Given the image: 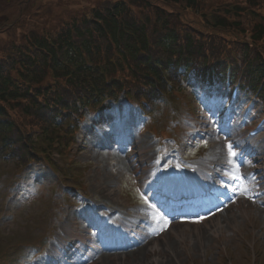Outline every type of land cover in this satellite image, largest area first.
<instances>
[{"label": "rangeland", "instance_id": "374dc122", "mask_svg": "<svg viewBox=\"0 0 264 264\" xmlns=\"http://www.w3.org/2000/svg\"><path fill=\"white\" fill-rule=\"evenodd\" d=\"M17 1L19 0H0V26L15 21L14 17L18 14V9L15 8ZM44 1L55 2L57 0ZM66 1H70L79 6L87 4L92 0ZM193 88L195 90L197 87L193 86ZM189 91L193 92V97L189 92L190 99L193 100V103L201 106L199 100H197L198 98L196 99L194 91ZM161 107L162 113L153 118L151 129L144 130L142 134H137L138 137L144 140L137 147V152L142 149L141 151L145 150L146 154L149 153L153 157L154 148H156L159 139L154 136L152 131L154 129L158 131L163 130L166 122L169 123L168 125L173 126L171 119L175 113L172 111V105L163 104ZM119 108L120 105L118 106ZM262 108L260 103L256 105L258 111ZM204 110L202 109L201 111ZM262 110L264 112V108ZM86 121L87 123L90 122L91 118L88 117ZM164 130L172 132L167 127ZM86 132L85 127L80 132L77 149L82 146H86V148L79 151L76 159L80 163H85L83 168L89 169L86 173V183L89 188L87 199L98 198L110 202L114 206H137L134 183L129 175V173H132V170L130 167L125 166L127 159H124L125 157L123 156L120 157V154L114 150L109 152L104 145L103 149L102 144L109 141L106 139L107 136L103 138L102 143L100 139L93 137V134L97 135L96 130H90L88 134ZM184 143L187 145V149L192 147V137L183 139L181 144L184 145ZM97 144H100L101 147H96ZM263 144L264 142H260L258 145L263 146ZM208 145L210 146L204 151L201 159H207L209 154H213L214 151L215 154L218 152V148L214 150V147L217 145L215 141H210L206 144V146ZM199 146L197 145L198 149ZM262 149L264 150V147ZM188 151L192 152L191 150ZM128 153L131 154V150H128ZM89 163H91L90 168L88 167ZM97 165L101 166L99 169L106 172L107 175H110L114 181L102 175L96 169ZM12 167L13 165L8 164L4 168H0V264H3V259L5 262H8L7 264L12 263L14 260L12 264H41L42 256H28L32 249L29 245L34 243L37 235L45 236L50 233H55L66 236L70 234L69 229L65 228L67 224L65 217H69L80 228L84 226L78 214V209L82 206L84 199H81L82 201L77 207H70L75 203L72 199L73 195L78 196V193L73 192L72 196L65 194L66 189L69 188L61 182L60 174L55 172L47 164L33 165L31 169L33 172L26 175L25 178L20 177L21 175L17 176ZM19 177V183L23 186L18 185L16 188L11 189ZM105 186L106 188L103 191L101 188ZM19 190H21L20 195L17 196ZM142 203L141 201L140 204ZM259 206L261 204L258 205L255 202L247 207L248 211H250V208L257 211L255 212L257 216L253 215L250 217L249 214V216L244 217L233 212L240 220L239 225L235 226L237 223L232 224V231H226L224 238L218 239L222 234V231H219L205 245H199L196 238H194L193 241L196 247H186L185 249L184 245L179 242V238L173 237L171 234H165L163 238L159 239L158 253L153 255L146 252V258L136 261L135 264H231L235 259L239 264H244L243 261L250 253L256 255L255 251H260L264 256V210ZM141 207L139 213L142 214ZM86 213L90 214V212ZM222 220L228 223L227 228L230 229V221H226L223 218ZM196 223H199L202 228H205L203 225L204 220L197 221ZM69 225L72 226L73 223H69ZM223 226L226 228V224H223ZM73 231L77 232L76 230ZM169 241L179 246L178 251L172 254L166 251V244ZM10 244H12L11 248H9ZM224 246H230V250L221 252V248ZM51 249L49 247L47 250L49 251ZM118 257L121 261L111 263L130 264L129 258L125 260V255H119ZM107 258L104 257L98 264H104V261H110ZM157 258L159 259L158 262H156Z\"/></svg>", "mask_w": 264, "mask_h": 264}, {"label": "trees", "instance_id": "16d2710c", "mask_svg": "<svg viewBox=\"0 0 264 264\" xmlns=\"http://www.w3.org/2000/svg\"><path fill=\"white\" fill-rule=\"evenodd\" d=\"M217 1L223 3L229 0ZM201 2L202 0H96L94 3L79 5L82 11L79 13L72 12L74 3L66 0H19L15 8L20 15L27 11L33 12L40 5L37 14L41 12V19L34 15L37 22L33 23L32 29L0 46V126L14 112L16 115L27 114L26 118L29 120L26 125L38 129L42 119L29 115L32 111L26 108L27 103H34V99L38 101L49 88L68 89L64 90L67 92L72 88L81 89L83 86L74 85L75 77L80 74L84 77L83 81L86 80L87 71L83 66L87 56H94L95 60L102 62L101 56L111 48L113 51L124 49L120 53L134 63L139 61L140 54H148L151 58V48L147 47L145 39L135 49L129 43L131 33L135 34L137 40H142L144 34L146 37L147 31L143 29L149 28L151 23L149 17L143 20V16H148L151 9H155L159 15L174 16L178 25L172 21L164 27V30L169 31L168 40H171L168 49L171 53L182 51L178 46L180 20L187 8H199ZM246 2L264 6V0ZM263 9L264 7L259 10ZM229 12V7H226V15L216 17L215 32L225 33L227 30L240 28L239 25L236 26L239 20L233 21V16H228ZM42 19L44 20L41 22ZM138 25L143 28L142 34ZM253 32L256 41L263 39L264 17L261 15L254 22ZM191 42L194 40L189 37L188 43ZM76 67L79 71L74 73ZM261 71V68H257L256 72ZM6 127L10 131L13 129L9 122Z\"/></svg>", "mask_w": 264, "mask_h": 264}, {"label": "bare ground", "instance_id": "6f19581e", "mask_svg": "<svg viewBox=\"0 0 264 264\" xmlns=\"http://www.w3.org/2000/svg\"><path fill=\"white\" fill-rule=\"evenodd\" d=\"M142 142H143V139L141 140V143ZM241 198H243V199L241 201H238V204L240 206V210H243V212L241 213V215L247 216L249 214V212L246 209H244V208H245V206L248 203H251V202H249L250 199H249V197L246 198L245 194H242L241 195ZM229 211L230 210H227L226 212H223L222 213V216H223V218L226 221H230L229 222L230 225H231L230 229H232V226H233L232 224L237 223V225H235V226H238L239 223H240V220L238 219V217L235 216L234 213H231ZM218 219H221V216L220 215H219V217H217L215 219L217 221H215L214 219H211V220L206 221V222L209 223L207 225L208 231L205 230L204 228H202L199 223H195L194 224V228H193V230H191L189 232V234H186V231L185 230H182V231L179 232V229H176L175 231L174 230L173 231H174V234H176L178 237L181 238L180 241H181V243L183 245H185L187 242H193L194 243V241H193L194 238H196V240H197V242H198L199 245H203V244L205 245L206 243H208L210 241L212 235L214 233L218 232L220 230V228L222 227L221 224H220V222L218 221ZM212 230H214V232L212 234H208L209 231H212ZM186 236H187V238H186ZM156 246H158V244L157 243H154L152 245V249H154ZM166 247H167L166 251H169V254H172L173 252L178 251V247L179 246L176 243H174L172 241L171 242L169 241V243L166 244ZM143 249H146L147 250V247H145V248H138V249H136L135 252H131V254L129 256V263L130 264H135L136 261H138V260H144L146 258L145 257V253L148 252V251H145ZM109 257H111V256H109ZM114 258L111 257L110 259H108V260H110V262L109 263H106V264H112L111 262L121 261V259H119L118 255H115ZM116 258H118V259L116 260ZM96 264H98V263H96Z\"/></svg>", "mask_w": 264, "mask_h": 264}, {"label": "snow or ice", "instance_id": "6c2138e0", "mask_svg": "<svg viewBox=\"0 0 264 264\" xmlns=\"http://www.w3.org/2000/svg\"><path fill=\"white\" fill-rule=\"evenodd\" d=\"M229 151H230L231 155H233V156H235V155H236V153H235V152H232V151H231V145H229Z\"/></svg>", "mask_w": 264, "mask_h": 264}]
</instances>
